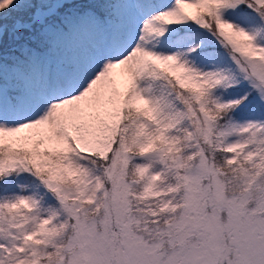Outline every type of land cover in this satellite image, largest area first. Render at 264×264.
Wrapping results in <instances>:
<instances>
[{"label": "snow or ice", "instance_id": "snow-or-ice-1", "mask_svg": "<svg viewBox=\"0 0 264 264\" xmlns=\"http://www.w3.org/2000/svg\"><path fill=\"white\" fill-rule=\"evenodd\" d=\"M0 264H264V0H0Z\"/></svg>", "mask_w": 264, "mask_h": 264}]
</instances>
